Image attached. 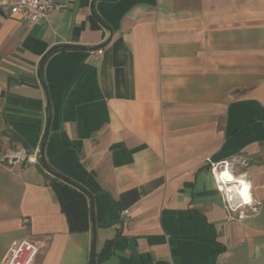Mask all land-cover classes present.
Instances as JSON below:
<instances>
[{
	"label": "crops",
	"instance_id": "crops-1",
	"mask_svg": "<svg viewBox=\"0 0 264 264\" xmlns=\"http://www.w3.org/2000/svg\"><path fill=\"white\" fill-rule=\"evenodd\" d=\"M53 3L0 18V156L30 158L0 162V261L32 238L33 264H90L93 216L94 264H264V0ZM43 87L44 159L91 199L38 161ZM231 159L245 221L209 172Z\"/></svg>",
	"mask_w": 264,
	"mask_h": 264
},
{
	"label": "built area",
	"instance_id": "built-area-1",
	"mask_svg": "<svg viewBox=\"0 0 264 264\" xmlns=\"http://www.w3.org/2000/svg\"><path fill=\"white\" fill-rule=\"evenodd\" d=\"M57 6L53 0H0V18L17 16L26 24H36L55 11ZM26 153L17 150L11 155L0 156V162L7 166L22 161H29ZM34 160V159H32ZM209 172L215 184L223 209L229 220L245 221L259 213L260 205L254 199L251 185L245 173L236 174V159L218 163L208 162ZM229 171L234 177L241 179L238 182L224 180L221 174ZM236 184L245 195L239 194L231 186ZM42 249L41 242L32 238L13 240L9 245L0 264H33Z\"/></svg>",
	"mask_w": 264,
	"mask_h": 264
},
{
	"label": "water",
	"instance_id": "water-1",
	"mask_svg": "<svg viewBox=\"0 0 264 264\" xmlns=\"http://www.w3.org/2000/svg\"><path fill=\"white\" fill-rule=\"evenodd\" d=\"M70 46L68 45H59V46H55L54 48H52V51L54 50H59V49H64V48H68ZM74 47H77V48H80V49H86L84 46H74ZM97 48H100L102 47V45H99V46H96ZM45 59V56L43 58H41V60L39 61V65H38V75H40V72H41V68H42V64H43V61ZM42 82V80H41ZM43 84V83H42ZM44 89V92H45V103H46V111H47V117H46V126H45V130H44V134H43V138L41 140V143H40V146H39V149H38V161L41 165V167L47 172L49 173L50 175L82 190L83 192H85L86 194L87 191L85 189H83L80 185L76 184L75 182L65 178L64 176L60 175L59 173H57L56 171H54L53 169H51L49 167V165L46 163L45 159H44V156H43V149H44V144H45V140L47 138V135H48V130H49V122H50V104H49V100H48V96L46 95V89L45 87H43ZM89 198L91 199V196L88 194ZM92 231H93V238H92V241H91V253H90V264H94V245H95V240H94V231H95V221H94V218L92 216Z\"/></svg>",
	"mask_w": 264,
	"mask_h": 264
},
{
	"label": "bare ground",
	"instance_id": "bare-ground-1",
	"mask_svg": "<svg viewBox=\"0 0 264 264\" xmlns=\"http://www.w3.org/2000/svg\"><path fill=\"white\" fill-rule=\"evenodd\" d=\"M221 177L224 180H228V181H234V182H238L237 180L241 181V179L234 177L229 171H224L221 174ZM232 189L236 190V192H238L239 194H242L243 196L245 195L243 190H240L239 187L236 186V184H233V186H231Z\"/></svg>",
	"mask_w": 264,
	"mask_h": 264
},
{
	"label": "rangeland",
	"instance_id": "rangeland-1",
	"mask_svg": "<svg viewBox=\"0 0 264 264\" xmlns=\"http://www.w3.org/2000/svg\"><path fill=\"white\" fill-rule=\"evenodd\" d=\"M245 164V162H243L242 160H237V165H236V169H235V173L236 174H241L240 169L243 168V165ZM245 166V165H244ZM237 171V172H236Z\"/></svg>",
	"mask_w": 264,
	"mask_h": 264
},
{
	"label": "trees",
	"instance_id": "trees-1",
	"mask_svg": "<svg viewBox=\"0 0 264 264\" xmlns=\"http://www.w3.org/2000/svg\"><path fill=\"white\" fill-rule=\"evenodd\" d=\"M53 51L49 52L48 54L52 53Z\"/></svg>",
	"mask_w": 264,
	"mask_h": 264
}]
</instances>
